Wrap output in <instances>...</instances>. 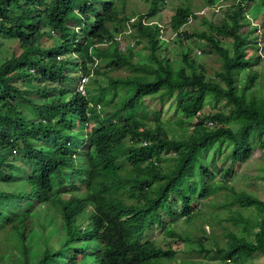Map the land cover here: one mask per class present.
<instances>
[{"label":"trees","instance_id":"1","mask_svg":"<svg viewBox=\"0 0 264 264\" xmlns=\"http://www.w3.org/2000/svg\"><path fill=\"white\" fill-rule=\"evenodd\" d=\"M166 1L149 0L144 12L129 0H0V264H204L179 259V248L151 237L156 227L209 260L264 252V200L230 182L256 140L264 146V98L252 90L258 28L249 16L262 19L264 40V0H229L222 18H202L207 30L190 28L200 6L181 0L169 21L180 48L173 57L162 24L150 21ZM193 39L218 55L212 76L193 56ZM82 76L84 91L75 84ZM120 87L130 91L117 102ZM153 102H170L183 117L151 123L141 113L161 109ZM186 118L192 131L172 136ZM212 148L228 164L210 163ZM213 197L255 209L253 240L237 209L229 219L240 228L225 227L224 245L212 228L173 229ZM210 219L222 222L223 212Z\"/></svg>","mask_w":264,"mask_h":264},{"label":"rangeland","instance_id":"2","mask_svg":"<svg viewBox=\"0 0 264 264\" xmlns=\"http://www.w3.org/2000/svg\"><path fill=\"white\" fill-rule=\"evenodd\" d=\"M130 4L133 5L135 8H137L139 11L146 12L147 8L149 7V0H129ZM205 0H195V3L200 6L198 10V18L191 19L192 25L190 28H202L207 30L208 26L203 23L202 18L206 17L210 21H216L223 17V10L226 9V6L228 5L229 0H214L213 4H204ZM181 0H167L164 7L160 9L157 16L150 18V21H156L162 24V36L168 41L167 47L168 49L165 51L166 55L169 57H173L175 54L174 52L180 51V48L177 44L173 43L171 35V29L169 26V21L171 16L175 13L176 8L179 4H181ZM249 16L253 20V24H257V33H254L253 36L256 37V41L258 42V50L257 54L261 56V60L253 66L254 71L257 73V80L253 87V92L262 98H264V40H263V34H262V19H254L252 13L249 12ZM129 33L133 34V30L129 29ZM127 41L122 39V43L124 44L126 48ZM129 43V42H127ZM191 46L193 47V56L196 57L199 61L203 62V64L206 67L207 74L209 76H212L214 74L215 70H220L221 68V61L219 60V57L216 53L211 51L209 47L207 46V42L203 39L201 40H191L190 41ZM226 46H229V44L224 43ZM12 48L15 49V45H11ZM136 48V47H135ZM136 51H141V49L138 47ZM252 53V50H250ZM137 59H145V55L142 53H139L136 55ZM249 70L240 72L238 74V85L242 88L243 83L241 79L245 78L249 75ZM125 73V72H120ZM114 74H119V72H114ZM82 76L80 81L78 80L75 84L77 87L80 84V88H84V84L89 81V78L87 81L83 80ZM130 89H124L120 87L118 89V96H117V102H120L123 100L127 93H129ZM153 106H160L157 102L152 103ZM213 104H207L205 106V110L208 112V110L212 109ZM161 109H155L151 107L150 105H147L142 113L141 116L145 117L146 119H149L151 123H153L155 120H159V118H162L164 115L165 120H175L178 118H182L183 116L176 112L174 109H171L170 102H167L165 105L160 106ZM217 108V107H214ZM45 114H48V111H44ZM193 119H185V125L183 127H179L178 125L174 124V128L171 129L170 133L173 136L180 137L182 135H186L192 131V125L191 121ZM256 151L254 156L249 159V161L243 163V164H235L233 166L234 173L232 175V178L230 180L231 184L235 187L236 191L245 190L248 192H252L256 195H258L260 198L264 200V146L260 141L256 140ZM223 151L227 149L226 147L221 148ZM215 148L210 149L209 151V157L208 161L210 162H220L221 166L224 160V156L226 155H217ZM168 163L166 164H172L174 163L173 157H170L168 160ZM210 162V163H211ZM225 164H228V162H225ZM215 180H221L222 177L220 175L215 176ZM239 210L245 216L246 218L250 219V221L246 224L247 229H251L252 232L246 233L248 240L254 239V232H257L259 227L257 226L259 222V217H257V213L254 211V208L249 209H242L238 208L236 206H226L223 201L219 200L218 197H213L211 199H207L203 203V209L201 211V215L198 217H195L193 219L186 220L185 218H179L177 221L175 218L170 219V216H166L167 220H175V223L172 224L173 229L183 235L184 233H191V235L195 232L201 233L202 227L205 229V233H210L211 228L214 229V233L218 240H220V245H224L226 242V235L224 234L225 227L233 228V230H238L240 226H234L233 221L229 219L231 215L230 210ZM215 212H223V219L222 222H217L214 219H210L212 222L209 225L206 220H204V216L210 215L211 213ZM215 215V214H214ZM251 233V234H250ZM152 238H158L159 240H163L166 244H171L174 248H179V259L185 258V259H195L200 260L204 262V264H264V252L262 253H254L251 256H247L243 259L240 263H235L233 261L227 260L222 261L219 259H213L209 260L205 255L200 254L197 251L190 250L185 246V243L182 240H174L170 237L167 239H164V231L160 228L156 227L151 233ZM21 263V262H20Z\"/></svg>","mask_w":264,"mask_h":264},{"label":"built area","instance_id":"3","mask_svg":"<svg viewBox=\"0 0 264 264\" xmlns=\"http://www.w3.org/2000/svg\"><path fill=\"white\" fill-rule=\"evenodd\" d=\"M83 80H85V79H83ZM81 89H83V91H84V88H81Z\"/></svg>","mask_w":264,"mask_h":264}]
</instances>
